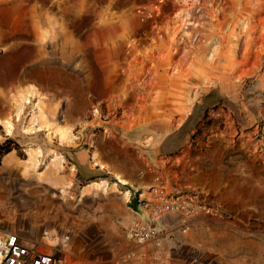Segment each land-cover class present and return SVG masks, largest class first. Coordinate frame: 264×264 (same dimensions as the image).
I'll return each instance as SVG.
<instances>
[{"label":"rangeland","instance_id":"obj_1","mask_svg":"<svg viewBox=\"0 0 264 264\" xmlns=\"http://www.w3.org/2000/svg\"><path fill=\"white\" fill-rule=\"evenodd\" d=\"M8 139L0 236L66 264H264V0H0ZM137 191L192 215L136 246Z\"/></svg>","mask_w":264,"mask_h":264},{"label":"built area","instance_id":"obj_2","mask_svg":"<svg viewBox=\"0 0 264 264\" xmlns=\"http://www.w3.org/2000/svg\"><path fill=\"white\" fill-rule=\"evenodd\" d=\"M134 202V217L126 228L125 236L136 246L159 245L161 230L157 221L161 215L179 213L185 219L192 215V206L186 201L174 202L159 197L148 200L142 192L137 191ZM67 241L68 238H65L64 242ZM61 254L63 251L59 250L42 252L16 234L0 236V264H66Z\"/></svg>","mask_w":264,"mask_h":264},{"label":"trees","instance_id":"obj_3","mask_svg":"<svg viewBox=\"0 0 264 264\" xmlns=\"http://www.w3.org/2000/svg\"><path fill=\"white\" fill-rule=\"evenodd\" d=\"M12 151H16L17 153H21V148L16 142H14L10 139H8L4 142H1L0 143V162H1V159L5 155L9 154Z\"/></svg>","mask_w":264,"mask_h":264},{"label":"bare ground","instance_id":"obj_4","mask_svg":"<svg viewBox=\"0 0 264 264\" xmlns=\"http://www.w3.org/2000/svg\"><path fill=\"white\" fill-rule=\"evenodd\" d=\"M7 127H8V126H7ZM62 130H63V129H62ZM62 130H61V131H62ZM67 130H68V129H66V130L62 131V132H63V134H66V135H67V133H68V131H67ZM6 131H7V130H6ZM120 181H121L123 184H126L124 180H120ZM102 184H103V183H102ZM95 185H96V184H95ZM95 185H94V186H95ZM100 186H101V185H99V186H96V187H100ZM102 187H103V186H102ZM99 189H100V188H99Z\"/></svg>","mask_w":264,"mask_h":264}]
</instances>
